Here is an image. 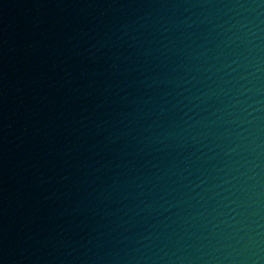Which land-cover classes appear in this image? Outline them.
I'll return each mask as SVG.
<instances>
[{
    "label": "water",
    "instance_id": "1",
    "mask_svg": "<svg viewBox=\"0 0 264 264\" xmlns=\"http://www.w3.org/2000/svg\"><path fill=\"white\" fill-rule=\"evenodd\" d=\"M0 264H264V0H0Z\"/></svg>",
    "mask_w": 264,
    "mask_h": 264
}]
</instances>
